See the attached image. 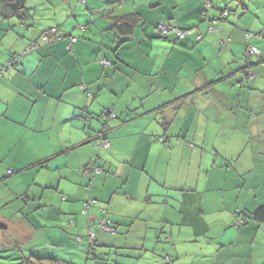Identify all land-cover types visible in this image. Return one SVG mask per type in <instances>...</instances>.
Returning a JSON list of instances; mask_svg holds the SVG:
<instances>
[{
  "label": "crops",
  "instance_id": "1",
  "mask_svg": "<svg viewBox=\"0 0 264 264\" xmlns=\"http://www.w3.org/2000/svg\"><path fill=\"white\" fill-rule=\"evenodd\" d=\"M223 2L61 0L53 8L61 15L56 23H65L68 3L72 17H84L77 34L45 26L44 9L41 26L1 24L0 65L37 44L0 77V164L37 171L19 196V210L29 216L18 231L40 239L30 254L4 246L0 264H27L30 257L60 264H264V224L251 216L264 205V20L237 25L221 17L224 11L259 19L264 1ZM215 12L221 25L209 32L203 18L214 21ZM130 15L133 32L120 38L110 18ZM157 24L195 31L179 41L171 33L159 38ZM52 28L60 39L47 43L41 33ZM247 30L253 35L245 42ZM248 47L258 55L246 62ZM108 109L115 118L102 114ZM210 133L219 137L212 161L205 159ZM97 136L109 141L107 150L96 148ZM92 167L101 172L84 175ZM102 210L114 231H100Z\"/></svg>",
  "mask_w": 264,
  "mask_h": 264
},
{
  "label": "rangeland",
  "instance_id": "2",
  "mask_svg": "<svg viewBox=\"0 0 264 264\" xmlns=\"http://www.w3.org/2000/svg\"><path fill=\"white\" fill-rule=\"evenodd\" d=\"M81 1L82 0H79V5L82 4ZM260 1L262 2V0H259V2ZM58 2L60 3L61 0H27V8L30 11V13L32 14V18H33V21L30 20L29 23L35 22L34 23L35 25L41 26L40 25L41 21L39 20L38 14L40 12H41V14H44L45 12H43V11H47L45 16L43 17V18L48 19L45 22V26H58L59 29L63 28V29H66V31L73 32L74 34H77L78 31L76 29L78 28V30H79L81 28L80 26L77 27V24H78L77 22L83 23L84 17H82L80 14L76 13V15H75V17L77 16V20H76L75 17L71 16V11H69V9H68L69 4L64 3L63 4V11L65 9H67L68 16L65 20V23L63 25H59L60 23L58 24L56 22L60 21V19H59L61 17L60 12L56 11L57 14L55 16L54 10H53V8L56 6V3H58ZM223 3H224L225 7L226 6L229 7L232 4V3L230 4L228 2V0H224ZM78 7H80V6H78ZM81 7L84 9V6H81ZM71 8H73L72 4H71ZM42 9H44V10L42 11ZM231 10H232V8H231ZM1 12H2V10L0 7V26L2 23L7 24L8 21L15 22V19H10L8 21L3 20L1 17ZM257 12H259V13H257L259 19L256 18L254 15H247V16H241L240 17V16H238L239 13H237V16H235L234 14L229 15L228 12H227L228 13L227 18H230V20L233 21L237 25H240L243 22L247 25H254V24L259 25L261 23V21H260L261 15L263 16V20H264V8H262V10H258ZM219 16H220V14H218V12H215L214 21L209 22L206 19V17L203 19H204L205 23L208 25V27L211 28L213 31H215L221 25V22H219L220 20L218 19ZM215 19H218V20H215ZM194 31L195 30H189L188 33H191ZM173 33H174V31L171 32V34H173ZM248 33L252 34L249 31H248ZM1 34H2V31L0 29V36H1ZM245 34H247V33H245ZM156 37H158V36H156ZM254 38L259 40V41H262V39L260 38L259 35H255ZM190 52H191V50H190ZM244 55H245V53H244ZM253 59H256V58L253 57ZM186 60L188 61V64L191 65V60L189 58H187ZM1 76H3V75L1 74L0 77ZM102 114H104V113H102ZM212 121H213L212 119L209 120V122H212ZM214 136L215 135L213 133H210L207 135L208 141L210 142V144H209V146L207 145L209 147V149H207V151H206L207 156L205 157V159H209L210 161L214 160L213 157H215L213 146H216L219 143V140H217V139H219V137H216V136L214 137ZM221 137L223 138L224 136L221 135ZM160 142H163V140ZM130 151H131V149H130ZM208 155H210V156H208ZM12 168H15V163L13 161H11L9 163H5V164H3V163L0 164V171L2 174L1 176L4 179L3 185L0 184V219H2V221H3L1 223L2 228H0L1 229L0 230V253H2V249L4 246L7 248H10V250H13L12 252L16 253V251L18 249H16L15 244H18L17 246L21 250H25V252L30 254L32 252L30 248L32 246H34V244L39 243L40 237H39V233L34 235V233L32 231L29 232L28 230H26L25 235H22L20 233V231H18L22 220L25 218V216H29L28 214H26V212L22 213V211H26L25 209L19 210V209H21V207H23V204H21V199H19V196H20L21 192H23L24 190H26L28 188L29 183L32 182L31 180L36 178L37 171L34 169L33 171L27 170V171L17 173ZM94 168L95 167L85 168V169H83V173H84V171L93 170ZM32 190H34V188H32ZM17 194H18V196H17ZM31 215H33L36 220H39L40 214H36V211L31 213ZM160 229H158V230H160ZM160 232H159V236L164 237L165 236L164 231L162 232V234H160ZM166 232L169 233V231H166ZM181 240L182 239L180 238L179 241H181ZM163 246L165 247L166 245L162 244L161 247H163ZM25 252H24V254H25ZM6 255H7V253H6ZM18 262L19 261H16V263H18Z\"/></svg>",
  "mask_w": 264,
  "mask_h": 264
},
{
  "label": "trees",
  "instance_id": "3",
  "mask_svg": "<svg viewBox=\"0 0 264 264\" xmlns=\"http://www.w3.org/2000/svg\"><path fill=\"white\" fill-rule=\"evenodd\" d=\"M81 2L83 3V0ZM0 7H1V10H2L1 17L5 21H8L10 19H15L18 23L25 24L26 22H28L29 20L32 19V14L30 13V11L27 8V0H0ZM110 21H111V28L116 31L118 37L126 39V38H129V36L133 32V29H134V27L136 25V16L135 15H130V16L123 17V18L117 19V20L110 18ZM157 25H155V27ZM155 27H154V29H155ZM52 29H55V28H52ZM48 31H50V29L44 31L43 33H41V35H43L44 33L48 32ZM153 35H154V30H153ZM161 38H163V37H161ZM51 42H53V41H51ZM226 44H223V42H222V45H226ZM31 45H36L37 46V44L35 42L31 43L30 46ZM30 46L27 47L22 53L11 55V57L8 59L7 63H5L4 65H0V75L1 74L3 75V72L9 71L10 69L14 68L15 66H18L21 58L24 55L31 53L32 51H34L37 48L36 47L33 50H29ZM247 49H246V51H247ZM15 56L19 57V59L17 61V64H11V66H8V63H9L10 59L12 57H15ZM254 56H256V55H254ZM254 56L248 57V59L245 58V56H244V60L246 62H249V61H251V58L254 57ZM245 73H246V77H247L246 79L252 81V79H249L247 71ZM1 77H3V76H1ZM111 112H113L111 109L105 110L103 112L104 113L103 115H105L108 118L113 119V118H115V114L113 113L114 116L110 117L109 113H111ZM100 138L102 140H106L102 136H97L94 139V144H95V141L97 139H100ZM102 150H107V149H102ZM98 169H100V168H98ZM100 172H101V169H100ZM251 216H252V219H254L255 221H257V222H259L261 224H264V205H262L259 208H257L251 214ZM31 258L32 257H30L28 259V261H26L27 264H33V263H30V259ZM33 260H34V262L36 264H60L59 261H55V260H52V259H49V258L33 257Z\"/></svg>",
  "mask_w": 264,
  "mask_h": 264
},
{
  "label": "built area",
  "instance_id": "4",
  "mask_svg": "<svg viewBox=\"0 0 264 264\" xmlns=\"http://www.w3.org/2000/svg\"><path fill=\"white\" fill-rule=\"evenodd\" d=\"M210 9V4L207 3L205 5V13L204 15H206L207 11ZM228 16V13L227 12H223L221 14V17L222 18H226ZM172 31H174V36L175 38L177 39V41L179 40H182V39H185L190 33H188L189 30H183V29H173L169 26H166V25H163V24H158L155 29H154V35L155 36H158V37H164V36H167L169 33H171ZM208 31L209 32H212L213 30L211 28H208ZM56 34H57V30L56 29H50V31L44 33L42 35L43 39L47 42V43H50L51 41H56L58 40L59 38L56 37ZM201 37H197V39H200ZM251 38V34L247 33L244 35V39L245 41L247 42L249 39ZM229 40H226L223 42V44H226ZM76 42V39L75 38H72L70 39V45L75 43ZM36 48V45H31L29 50H33ZM67 50H70V47L68 46L67 47ZM254 55H258L257 53V50L255 48H250L248 47L246 53H245V58L248 59V57H251V56H254ZM19 57L18 56H15V57H12L8 63V66H11V64H17V61H18ZM101 64L103 66H107L109 65V62L107 60H102L101 61ZM247 74H248V77L249 79H253L254 78V75L252 73H250V71H247ZM109 116L110 117H113L114 114L113 112L109 113ZM159 141H162V139H159ZM95 146L96 148H99V149H108L109 148V142L106 141V140H102L101 138L100 139H97L95 141ZM100 173V169L98 168H94L93 170H87V171H84V175H91L92 173ZM93 204V202H85L83 204V207H82V214L83 215H87L88 213V210H89V207ZM101 213L103 214V218L100 220V222L98 223V227L100 229L101 232H112L114 231L113 229H111V227L109 226L110 224V221L107 219V217L105 216L106 212L104 210L101 211ZM88 238L90 239V241L92 242L93 240V233H91L90 231H88Z\"/></svg>",
  "mask_w": 264,
  "mask_h": 264
}]
</instances>
